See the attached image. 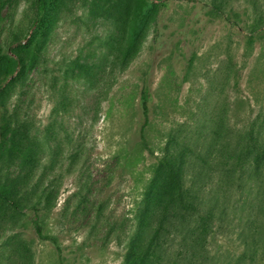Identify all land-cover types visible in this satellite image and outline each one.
Here are the masks:
<instances>
[{
  "label": "rangeland",
  "instance_id": "1",
  "mask_svg": "<svg viewBox=\"0 0 264 264\" xmlns=\"http://www.w3.org/2000/svg\"><path fill=\"white\" fill-rule=\"evenodd\" d=\"M33 1L0 0V46L25 62L0 93V264H124L130 240L150 227L140 221L155 224L157 208L142 213L165 137L174 150L205 129L203 155L220 163L223 121L241 125L264 99V35L245 37L257 16L264 22V0H151L131 43L136 0H53L41 31L30 28ZM145 77L153 102L143 148L136 129ZM190 160L185 152L186 180ZM213 177L208 198L215 195L219 218L235 187ZM180 225L184 237L189 221ZM216 225L198 235L195 255L217 248Z\"/></svg>",
  "mask_w": 264,
  "mask_h": 264
},
{
  "label": "trees",
  "instance_id": "2",
  "mask_svg": "<svg viewBox=\"0 0 264 264\" xmlns=\"http://www.w3.org/2000/svg\"><path fill=\"white\" fill-rule=\"evenodd\" d=\"M52 4L53 0L33 1L30 28L34 27L38 31L45 28ZM156 4L158 7H166L168 0H158ZM151 8V0L135 1V8L129 20V43L139 33ZM235 22L239 25L238 21ZM253 24L254 29L245 34L249 43L264 35V22H261L259 16ZM243 29L244 26L239 25L238 32ZM158 41L159 32L154 37V42ZM14 42L17 47L24 46L21 41L15 39ZM11 53L12 45L7 44L5 48L0 46V93L8 83L16 81L24 73V58ZM152 102L153 94L145 77L138 102L141 120L136 129L143 148L148 147L146 127L149 124ZM245 102L240 98L237 102L239 108ZM255 106L256 111L241 125L233 127L229 120L223 121L220 163L216 161V157L211 161V158L206 160L203 155L200 143L206 138L205 129L194 130L196 135H193L191 144H182L179 149H170L168 137H165V143L153 169L155 188L147 198L142 213V216L147 218L150 213L149 205L153 206L151 215L155 214L154 207L157 208L155 224L149 225L145 218L140 221L144 228L150 227L144 238L136 237L130 240L124 264H264V99L256 101ZM5 126L6 118L0 112V149L4 141ZM209 137L210 135L207 136L208 139ZM185 152H188L191 158L188 180L182 173ZM214 153L215 147L211 155ZM212 165H217L218 168L214 169ZM212 168L215 171L208 176ZM215 174L219 179H230L235 187L231 208L228 207L226 214L223 209L219 218L214 213L215 195L208 198V194L213 192L212 182ZM219 190L217 186L214 191L217 193ZM0 196L3 195L0 193ZM187 220L190 227L183 237L181 234H184V229L180 223ZM215 220L218 227L216 231L214 228L211 235L220 238L219 245L210 255L207 250L204 255H195L193 250L201 240L198 235L203 234L206 226ZM39 228V225L35 224L36 231L41 235ZM168 236L176 239L181 247L174 249L173 244H167L172 241L167 239ZM50 240L54 243L53 238Z\"/></svg>",
  "mask_w": 264,
  "mask_h": 264
}]
</instances>
